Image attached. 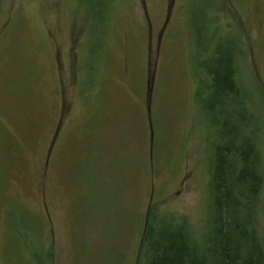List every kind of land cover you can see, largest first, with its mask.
Instances as JSON below:
<instances>
[{
  "label": "rangeland",
  "instance_id": "374dc122",
  "mask_svg": "<svg viewBox=\"0 0 264 264\" xmlns=\"http://www.w3.org/2000/svg\"><path fill=\"white\" fill-rule=\"evenodd\" d=\"M222 4V22H242L264 90V0ZM197 7L120 0L81 90L97 50L85 4L0 0V264L31 262L15 219L33 225L34 243L53 242L55 264H142L151 203L204 233L216 132L196 102Z\"/></svg>",
  "mask_w": 264,
  "mask_h": 264
},
{
  "label": "trees",
  "instance_id": "16d2710c",
  "mask_svg": "<svg viewBox=\"0 0 264 264\" xmlns=\"http://www.w3.org/2000/svg\"><path fill=\"white\" fill-rule=\"evenodd\" d=\"M80 1L88 12L87 35L90 32L91 41L97 43L93 63L79 82L81 90H88L105 51L112 8L120 0ZM194 1L200 21L194 55L196 102L216 132L206 229L195 234L186 216L151 203L137 258L142 264H264V90L240 18L222 22V0ZM157 58L156 53L150 77L155 71L156 78ZM148 116L153 138L151 112ZM15 221L17 236L32 255L29 263L55 264L53 242L34 243L28 236L33 225Z\"/></svg>",
  "mask_w": 264,
  "mask_h": 264
},
{
  "label": "flooded vegetation",
  "instance_id": "af4514ba",
  "mask_svg": "<svg viewBox=\"0 0 264 264\" xmlns=\"http://www.w3.org/2000/svg\"><path fill=\"white\" fill-rule=\"evenodd\" d=\"M54 142L55 141H52V144L50 145V148H49L48 153H47V156H46L45 170H46V168L48 166V163H49V159H50V155H51V150L53 149L54 144H55Z\"/></svg>",
  "mask_w": 264,
  "mask_h": 264
},
{
  "label": "water",
  "instance_id": "95a60500",
  "mask_svg": "<svg viewBox=\"0 0 264 264\" xmlns=\"http://www.w3.org/2000/svg\"><path fill=\"white\" fill-rule=\"evenodd\" d=\"M156 65H157V64H156ZM151 79H152V81H154V79H155V71H154V73H153Z\"/></svg>",
  "mask_w": 264,
  "mask_h": 264
}]
</instances>
